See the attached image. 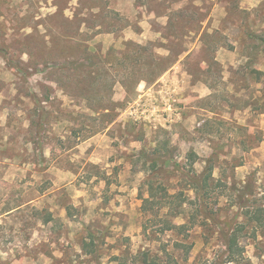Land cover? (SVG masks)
<instances>
[{"label":"rangeland","instance_id":"obj_1","mask_svg":"<svg viewBox=\"0 0 264 264\" xmlns=\"http://www.w3.org/2000/svg\"><path fill=\"white\" fill-rule=\"evenodd\" d=\"M130 43L174 65L128 102L117 84V120L88 137L102 123L62 91L54 64L113 50V70L101 67L121 82L116 60L133 62ZM38 106L49 114L39 134ZM159 155L179 167L153 170ZM208 161L217 224L197 214L186 179ZM249 182L244 209L237 196ZM150 183L166 196L162 211H145ZM181 194L185 203L169 199ZM250 207H264V0H0V264H222L224 224L244 252L233 264H264ZM169 219L187 228L161 234Z\"/></svg>","mask_w":264,"mask_h":264},{"label":"trees","instance_id":"obj_2","mask_svg":"<svg viewBox=\"0 0 264 264\" xmlns=\"http://www.w3.org/2000/svg\"><path fill=\"white\" fill-rule=\"evenodd\" d=\"M182 1V0H181ZM192 4V3H191ZM191 9L195 11L196 7L194 5H190ZM197 10V9H196ZM182 12L178 13L177 20L182 16ZM177 15V14H176ZM169 19V26H172V19ZM207 34H203V37H208ZM129 48H133L135 50L134 55L136 58L133 59V62H130V58L128 56H122L124 60H116L118 63L116 64L117 69H124V78L127 80H123L121 82H116L114 79L110 77V72L102 68L101 66H109L113 70V64H110L107 60L112 53L111 50L109 53L103 54H93L90 52H85L79 59H73L62 63H55V71L58 75L66 77V84L65 87H61L62 91L72 97L81 98L85 103H87V109L91 113L90 116H86L87 119H91L93 121H100L102 124L97 126L95 130H91L89 132L88 137H92L96 134L104 132L108 129V127L117 120L119 116V108L123 109V104H118L113 100L114 88L117 84H120L126 90V99L127 102L129 100V96L135 92H137V88L140 84L144 83L148 85L149 83H154L158 79H160L167 71H169L173 65L175 60L171 58V56L162 57L155 53V50L151 51L150 48L130 43ZM151 46V45H148ZM170 52V51H169ZM185 51H183L184 53ZM171 53V52H170ZM181 55V54H180ZM129 58V59H128ZM128 61V63H126ZM204 63H208L203 61ZM106 64V65H105ZM124 64H127L124 67ZM121 65V66H120ZM103 66V67H104ZM119 66V67H118ZM153 70V73L149 70ZM118 71V70H117ZM112 72V71H111ZM261 72H259V75ZM147 74V78H144V75ZM258 74V72H257ZM138 75V79L136 76ZM59 85V83H57ZM46 101H50V99H46ZM36 103L40 104V101L36 100ZM40 112V114H38ZM35 116H38V120L33 121L31 125V129L36 128V133L39 134L38 131L44 132V128L46 127V123L49 118V114L38 106V109L34 111ZM75 131V130H73ZM73 135H78L75 132H72ZM166 153L170 150L167 147H164ZM194 157V156H193ZM43 159V155H42ZM163 159V160H162ZM194 160V161H193ZM172 159H167L166 156H155L154 158L150 159L149 162L153 170L158 169L159 166L163 165L164 167L170 166L173 169L179 167L177 163H172ZM193 161V162H192ZM195 164V158L191 159L190 166L192 167ZM214 167L212 166L211 162H207V166L204 171L200 174H186V179L191 183L192 187L195 189L196 192V200L198 201V209L200 212H197L204 222L213 221L217 224L216 220H214L212 214L209 212L208 208V198L210 196V191L215 186V180L213 178ZM162 187V186H159ZM159 189L155 188L152 183L149 184V198L144 200V207L145 211L147 209L155 208V204L159 206L160 211H162L161 204L164 200H166V196H160ZM235 188H230L229 190H233ZM44 190H41L40 193H43ZM240 194L238 197V205L241 208L246 209L247 202H249V198L254 196L253 186L249 182L247 183L242 190L238 191ZM182 197V202L185 203L188 199L181 195L170 197L175 201L174 203H178V198ZM184 204H180V207H183ZM23 205L19 206L16 209H20ZM147 206V207H146ZM150 207V208H148ZM165 207H163L164 209ZM153 211V210H151ZM150 211V212H151ZM160 211L155 213V216H158ZM11 212L8 211V213ZM35 216L39 215V212H35ZM183 214L176 216L180 217ZM196 217H198L195 214ZM167 217V216H165ZM244 217L249 219V225H255L256 230L259 231L260 229H264V207L255 208L250 207L247 209V212L244 214ZM191 221V218L189 219ZM53 222V218L47 217L44 221L45 224H49ZM163 229L160 230L161 234L172 233V232H183L186 226H178L177 224L173 223L170 219L164 223ZM244 229V225H241ZM227 224H224L223 227L219 229V235L223 239V258L224 264H233L237 263L239 258L243 256L244 252L243 249L240 247V243L235 235L231 234L227 230ZM184 242L175 244L176 248L187 247L184 246ZM190 249L193 248V245L188 246ZM141 264H149L148 256H145L143 260L140 261ZM222 263V264H223Z\"/></svg>","mask_w":264,"mask_h":264}]
</instances>
